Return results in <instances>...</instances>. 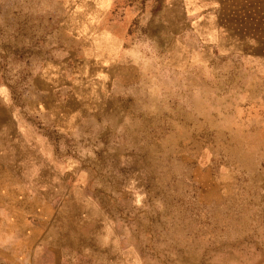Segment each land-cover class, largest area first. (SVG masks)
Segmentation results:
<instances>
[{"label":"rangeland","instance_id":"rangeland-1","mask_svg":"<svg viewBox=\"0 0 264 264\" xmlns=\"http://www.w3.org/2000/svg\"><path fill=\"white\" fill-rule=\"evenodd\" d=\"M0 145V264H264V0H0Z\"/></svg>","mask_w":264,"mask_h":264},{"label":"crops","instance_id":"crops-1","mask_svg":"<svg viewBox=\"0 0 264 264\" xmlns=\"http://www.w3.org/2000/svg\"><path fill=\"white\" fill-rule=\"evenodd\" d=\"M1 146H3V145H0V147H1ZM1 152H2V151L0 150V153H1ZM7 152H8V151H7Z\"/></svg>","mask_w":264,"mask_h":264}]
</instances>
